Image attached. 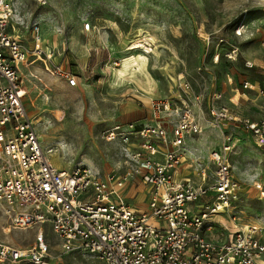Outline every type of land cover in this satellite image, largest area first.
<instances>
[{
	"label": "built area",
	"instance_id": "built-area-1",
	"mask_svg": "<svg viewBox=\"0 0 264 264\" xmlns=\"http://www.w3.org/2000/svg\"><path fill=\"white\" fill-rule=\"evenodd\" d=\"M254 6L264 10V0H254ZM24 25L15 0H0V215L11 229L36 228L28 247L0 243V264H67L66 254L96 264H264V221L239 225L229 216L239 198L229 159L237 144L235 130L264 152V86L239 82L244 93L255 92L260 99L256 117L226 106L223 91L210 93L207 112L221 131V142L209 152L206 165L193 162V177L178 179L176 173L200 125L188 105L167 99L152 100L150 122L115 125L106 132L108 142L136 140L134 151L124 148L125 170L59 169L50 150L41 146L25 106L29 77H34L28 66L40 61L48 75L64 79L69 87L76 86L77 76L68 48L63 45L54 62V51L46 49L40 36V22L29 25L31 47L19 32ZM242 25L239 20L237 35ZM205 40L208 45L209 36ZM228 84H233L230 76ZM139 190L140 208L128 202L138 198L133 194ZM46 224L51 240L42 228Z\"/></svg>",
	"mask_w": 264,
	"mask_h": 264
},
{
	"label": "rangeland",
	"instance_id": "rangeland-1",
	"mask_svg": "<svg viewBox=\"0 0 264 264\" xmlns=\"http://www.w3.org/2000/svg\"><path fill=\"white\" fill-rule=\"evenodd\" d=\"M46 2L41 6L36 0H15L24 16L25 25L19 31L24 44L31 47L29 25L39 21L45 47L68 48L73 70L81 79L71 88L40 73L42 82L34 83L44 94L34 89V107L27 102L41 146L50 150L49 158L59 169L85 166L102 173L119 165L125 170L124 148L134 151L136 140L108 142L106 132L115 125L150 122L155 99L185 103L192 109L201 132L187 142L186 161L194 159L200 165L221 142V131L207 112L213 90L224 91L222 102L235 113L259 114L258 96L244 93L239 85L248 79L253 86H264V76L257 74L264 73V10L256 8L254 0ZM239 20L243 27L237 35L234 29ZM246 61L253 64L251 69L244 66ZM235 132L237 144L229 159L239 198L229 216L239 225L264 221V152L251 137ZM141 198L128 202L140 208ZM42 228L53 239L50 226ZM35 230L11 229L0 215L2 244L28 247ZM64 258L67 264H96L79 255Z\"/></svg>",
	"mask_w": 264,
	"mask_h": 264
},
{
	"label": "crops",
	"instance_id": "crops-1",
	"mask_svg": "<svg viewBox=\"0 0 264 264\" xmlns=\"http://www.w3.org/2000/svg\"><path fill=\"white\" fill-rule=\"evenodd\" d=\"M28 37H30V36H28ZM46 49L47 50H52V51H54V53H55V56H54V59H53V61L54 62H58L59 60H60V51H59V49H55V48H51V47H46ZM70 53L68 52V58H69V60H70V63H71V61H72V56L71 55H69ZM57 58V60L55 61V59ZM28 69H29V71L31 72V74H33V76L34 77H29V82H30V84H29V95H28V97H26L25 99H24V101H25V106H26V108H27V102H29L30 103V105L32 106V107H34V105H33V103L35 102V98H32L31 96V94H32V91H34V89L36 90V91H39V93H41V94H44L43 92H44V90L42 91L41 89H39L38 87H37V85L34 83V82H42L41 80H40V78H39V75H40V73H44V74H47L45 71H44V69H43V66H42V64H41V62L40 61H35L34 63H32L30 66H28ZM22 70H23V72H25V73H27L28 71L26 70V68H22ZM71 70H72V73L73 74H75L76 76H77V84H78V82H81V79H80V77H79V75H78V73L76 72V71H74L73 70V66L71 67ZM27 71V72H26ZM29 72V73H30ZM257 74H259L261 77L262 76H264V73H257ZM48 75V74H47ZM50 76V75H49ZM52 77V76H51ZM55 79H57L58 81H60V82H65V84L67 85V83H66V81L64 80V79H62V78H59V77H54ZM76 84V85H77ZM68 86V85H67ZM69 87V86H68ZM72 88V87H71ZM40 91H42V92H40ZM224 92V91H223ZM224 98H225V93H224ZM223 98V99H224ZM259 115V114H258ZM257 115V116H258ZM151 119V118H150ZM220 145V144H219ZM212 150V149H211ZM210 150V151H211ZM209 155V154H208ZM207 160H208V158H207ZM207 160L204 162V163H202V165H206L207 163ZM184 161H186V159L184 160ZM194 162V159H193V161L191 160V161H186V162H184V163H182L181 164V166L178 168V171H177V173H176V177L178 178V179H182V178H185L186 176H191V177H193V175H194V172H195V169H196V165L193 163ZM119 166V165H118ZM118 166H114V167H118ZM58 168V167H57ZM113 168V167H112ZM111 169V168H110ZM110 169H108V170H105V171H103L102 173H106L107 171H109ZM142 190H139V193H136V194H133V195H136V197H142V194H140V192H141ZM135 191L133 190V191H131V193H134Z\"/></svg>",
	"mask_w": 264,
	"mask_h": 264
}]
</instances>
